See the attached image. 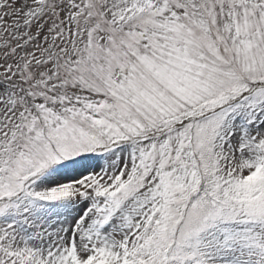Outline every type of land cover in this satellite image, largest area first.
I'll return each mask as SVG.
<instances>
[{
    "label": "snow or ice",
    "instance_id": "obj_1",
    "mask_svg": "<svg viewBox=\"0 0 264 264\" xmlns=\"http://www.w3.org/2000/svg\"><path fill=\"white\" fill-rule=\"evenodd\" d=\"M0 264H264V0H0Z\"/></svg>",
    "mask_w": 264,
    "mask_h": 264
}]
</instances>
